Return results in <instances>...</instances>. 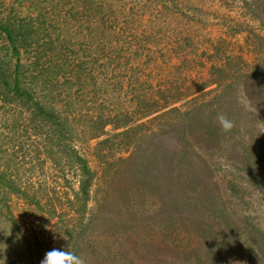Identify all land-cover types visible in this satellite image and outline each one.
<instances>
[{"label":"rangeland","instance_id":"obj_1","mask_svg":"<svg viewBox=\"0 0 264 264\" xmlns=\"http://www.w3.org/2000/svg\"><path fill=\"white\" fill-rule=\"evenodd\" d=\"M0 22L24 26L21 85L67 125L61 133L0 88V264H40L65 248L82 198L74 153L98 171L94 205L106 161L98 116L146 120L138 97L196 92L227 59L264 65V0H0ZM0 56L11 72L17 57L1 31ZM249 209L264 229V201Z\"/></svg>","mask_w":264,"mask_h":264},{"label":"trees","instance_id":"obj_2","mask_svg":"<svg viewBox=\"0 0 264 264\" xmlns=\"http://www.w3.org/2000/svg\"><path fill=\"white\" fill-rule=\"evenodd\" d=\"M23 30L0 22L17 57L8 72L0 56V88L31 101L35 113L62 133L65 122L21 85ZM259 71L261 62L249 68L242 58L227 59L212 66L211 79L196 92L172 93L170 100L162 91L155 100L138 97L146 120L134 112L98 116L95 135L106 134L96 147L98 153L106 147L102 183L90 207L98 171L74 153L82 198L76 223L64 235L65 250L84 264H264V229L249 209L255 199L264 201ZM190 94L184 107L176 105ZM219 114L233 122L229 131L221 129Z\"/></svg>","mask_w":264,"mask_h":264},{"label":"clouds","instance_id":"obj_3","mask_svg":"<svg viewBox=\"0 0 264 264\" xmlns=\"http://www.w3.org/2000/svg\"><path fill=\"white\" fill-rule=\"evenodd\" d=\"M223 131H229L233 122L225 115L219 114L217 117ZM40 264H84L83 259L74 251L65 248H52L44 254Z\"/></svg>","mask_w":264,"mask_h":264}]
</instances>
